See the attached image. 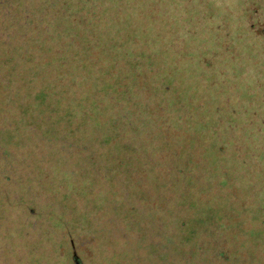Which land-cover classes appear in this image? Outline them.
<instances>
[{
    "label": "rangeland",
    "instance_id": "obj_1",
    "mask_svg": "<svg viewBox=\"0 0 264 264\" xmlns=\"http://www.w3.org/2000/svg\"><path fill=\"white\" fill-rule=\"evenodd\" d=\"M33 4L48 42L0 58V264H154L169 235L264 264V0Z\"/></svg>",
    "mask_w": 264,
    "mask_h": 264
},
{
    "label": "trees",
    "instance_id": "obj_2",
    "mask_svg": "<svg viewBox=\"0 0 264 264\" xmlns=\"http://www.w3.org/2000/svg\"><path fill=\"white\" fill-rule=\"evenodd\" d=\"M32 2L33 0H0V58L2 57V52L5 55H8L10 51L22 54L31 53L32 50L29 43L37 42L38 44H43V41H45V43L48 42L47 38L42 37L41 34L49 35L50 30L40 25L42 16L37 13L36 6L34 4L31 5ZM43 11H45V9H43ZM54 20H61V15L48 19L47 21H50L51 25L54 23ZM51 28H53L55 32L54 37H57L54 38V40H60L62 36L61 28ZM39 38H43V40L39 42ZM10 89V87L1 84L0 80V96L5 97L10 95ZM42 95L44 96V93L40 94V98L43 102L44 99ZM3 129L0 128V134ZM5 129H8V127ZM69 147L71 149L69 154L72 156L74 155L75 145H69ZM62 148L63 147H60L59 149L61 150ZM62 156L65 158L64 154H62ZM69 159V157H66L63 164H65L66 161L68 162ZM7 177L10 180V176L7 175ZM15 181L21 182V184L15 183L18 187L25 185L23 183L25 181H22L19 177ZM11 184L13 185L14 182L10 180L9 187H11ZM11 194L12 192H9V196ZM150 221L152 222V219ZM156 222L157 221H154V224ZM182 225H185V222H183ZM156 227L157 226H155V228ZM175 242L176 238L169 235L165 236L161 242L157 241L156 243H150L152 247H173L176 249V253H169V251H166L164 255L155 254L158 257V261L154 258V264H160V262H163L162 264H231V256H227V252L223 250V247H210L207 249V255H205L203 253L204 249H199L197 252H191L190 249H179L177 251V248L174 247ZM160 243H162V245ZM155 252L157 253V251ZM193 253H195L194 256ZM189 255L193 256V258L187 257ZM232 261H235V259H232Z\"/></svg>",
    "mask_w": 264,
    "mask_h": 264
},
{
    "label": "water",
    "instance_id": "obj_3",
    "mask_svg": "<svg viewBox=\"0 0 264 264\" xmlns=\"http://www.w3.org/2000/svg\"><path fill=\"white\" fill-rule=\"evenodd\" d=\"M77 264H79V262H77Z\"/></svg>",
    "mask_w": 264,
    "mask_h": 264
}]
</instances>
